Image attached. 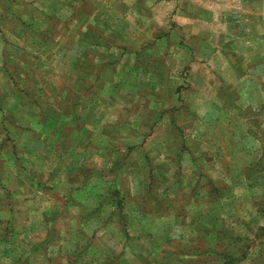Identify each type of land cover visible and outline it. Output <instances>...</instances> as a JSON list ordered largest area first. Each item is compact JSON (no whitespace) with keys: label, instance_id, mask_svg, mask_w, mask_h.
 I'll return each instance as SVG.
<instances>
[{"label":"rangeland","instance_id":"rangeland-1","mask_svg":"<svg viewBox=\"0 0 264 264\" xmlns=\"http://www.w3.org/2000/svg\"><path fill=\"white\" fill-rule=\"evenodd\" d=\"M213 1L208 18L209 0H0V106L35 108L60 133L59 145L76 151L40 165L31 172L38 185L28 181L13 198L16 181H4L0 200L17 203L20 222L0 225V264H264L262 116L237 102L238 84L224 77L228 60L234 69L247 56L235 52L236 42L264 39L251 35L264 32V17L256 31L255 19L240 25L220 17V0ZM255 2L264 15V0ZM251 82L245 76L242 91L257 89ZM20 113L4 118L13 124ZM3 151V160L17 155L7 142ZM59 164L67 171L56 172V192H65L67 179L80 187L91 173L120 212L95 211L98 228L91 220L67 227V258L57 239L29 258L27 240L46 235L42 213L53 208L40 193L54 182L45 173ZM5 212L2 222L11 220ZM129 213L143 220L129 233L144 237L124 235ZM30 217L35 225L24 234L21 221Z\"/></svg>","mask_w":264,"mask_h":264},{"label":"crops","instance_id":"crops-1","mask_svg":"<svg viewBox=\"0 0 264 264\" xmlns=\"http://www.w3.org/2000/svg\"><path fill=\"white\" fill-rule=\"evenodd\" d=\"M213 0H209V14L208 18H211L210 15H213L215 13V6H213ZM255 0H220L219 4L222 6V10L219 11L220 17H224L225 19L234 18L240 25H243V20L247 19H255L256 20V31L259 28V19L264 17L263 14L260 15L258 11V6H254ZM236 7H239L241 10H238ZM244 10V11H243ZM205 17H207V12L204 13ZM258 24V25H257ZM212 23L210 22L209 27L212 29ZM232 25L235 27L234 24H227L228 28H231ZM253 21L252 25L250 26L253 28ZM241 31V30H240ZM253 32V31H252ZM246 33V32H244ZM262 34H259V31L253 32L254 39L258 40L259 35H264V32H260ZM240 34H243L240 32ZM247 38H250L248 34H246ZM245 37L239 38L240 40H243ZM236 45L238 46L237 49H234L235 52L241 54L240 56L243 58L242 55H247L244 59V62L239 61L235 62V68L233 69V64L228 60L226 62V68L227 69V75H224V77L227 80V83L234 82L238 85L237 88L239 90V98L237 102H239L242 106L246 104L247 106L250 105L252 109H257L258 114L261 112L262 116V126H264V75L257 76L258 74H264V64H259V59L264 57V39L262 41L256 43L253 42L252 38V45L250 46H241L236 42ZM248 48H251V52L249 54H245V51H248ZM210 50V49H209ZM212 54V52H211ZM216 59L217 56H215ZM264 59V58H263ZM219 62L223 63V60H218ZM220 63V64H221ZM255 63V64H254ZM244 65V68L257 70L255 73L251 75H244V71L237 69L241 68ZM230 69V70H229ZM261 70V71H260ZM3 74L4 72L1 71ZM251 77L252 78V84L256 86L257 89H254L250 94H248L247 91H242L243 89V81L244 77ZM6 84H4V88L9 86V81L5 80ZM13 89V88H12ZM18 96L15 97L14 101L16 100ZM12 99V98H11ZM13 100V99H12ZM18 103V101H17ZM245 103V104H244ZM15 105V102H14ZM24 108V107H22ZM20 108V106H16L15 108H10L9 111H6L7 108H3L0 106V161H1V170H0V191L1 186L4 185V181H7L9 185H11L9 182H11L13 179L16 181L17 187H10L9 190L11 191L8 194V196H13L22 194L26 191V186L28 185L30 187V184H28V181L33 182V186L38 185L40 176H32L31 172L36 171L37 169H41L40 165H46L54 166L55 162L59 161V156L62 154V160L68 155L72 156V152H76L74 150V146L71 144H67L66 146H60L59 145V139H60V133L57 135L54 134V128L52 126H49L48 124H45L42 120V113L37 112L35 108H33L31 114H27L24 112V110ZM227 108V107H226ZM20 111V115L18 116V122H15L13 124L9 123L7 119L4 118V115L6 112L10 111ZM34 115V116H33ZM242 118V117H241ZM244 121V119H242ZM65 125H63L64 127ZM68 128V127H67ZM13 135L12 138L10 135ZM72 134H70L71 136ZM3 136V139L1 138ZM251 140V143H257V139H254L252 137L248 138ZM71 141L75 144L77 143V140L74 138H71ZM5 142L10 145V148L15 151H17V155L11 154L10 159L3 160L2 157H4V151L3 146L5 145ZM257 145V144H256ZM10 160V161H7ZM61 160V159H60ZM69 160V159H68ZM8 162L12 163L14 166V171H10L8 168ZM62 162V161H60ZM67 163V161H64ZM9 163V164H10ZM50 163V164H48ZM63 163V162H62ZM23 165L25 169L22 171V173L18 172V166ZM56 167V166H55ZM63 167V168H62ZM73 166L70 165V168ZM67 171V168L65 166H61L59 164L57 170H54L53 172L45 173L47 177H52L53 181L50 184L51 188H46L45 190H41V195L48 194L51 198L52 203V210H49L50 213L43 214V217L40 222L46 229V235L45 236H39L38 238H34L33 241L27 240V242L30 243V249L28 250L29 258L34 257L33 254L37 252H44L46 251L45 245L50 244L53 245V240H56L62 245V247L58 248V253L62 255V258H67V244H68V234H67V227L69 226H77V225H87L88 222L91 220L93 223H95L93 218L95 217L96 213L95 211H107L108 214L116 215L115 213H119L120 209L116 207L114 204H108L107 198L104 196L105 193L103 190H101L98 187V182L95 184L91 183L90 180L92 179L91 173L82 179V184L80 187L74 186V182L67 179V183L70 184L66 187V190L56 192V189L53 188V184L55 182V178L58 177V171ZM12 170V168H11ZM57 172V173H56ZM56 173V174H55ZM95 179L98 180V177L96 174ZM112 181V185H113ZM47 185V184H44ZM114 185L110 188L114 189ZM110 188H107V192ZM49 190V191H48ZM48 191V192H45ZM109 193V192H108ZM139 194V193H138ZM44 197V196H43ZM131 197V194H130ZM106 198V199H105ZM19 201V200H17ZM132 201V200H131ZM20 202V201H19ZM131 202L127 199L125 202L121 204L122 213H124L123 208L127 209L129 208V204ZM25 204V203H24ZM17 203L13 205L5 203L3 200H0V217H4L3 214H5L7 211V216H10L9 219L11 220H5L0 221L1 226H11L16 227L19 225V208L17 207ZM109 208V209H108ZM7 209V210H5ZM46 209V208H45ZM111 209V210H110ZM131 209V208H130ZM141 209V208H140ZM142 211V210H140ZM140 214V212H138ZM136 213H134L135 215ZM131 214L129 213V218L125 220V225L123 226V233L128 238V241H132L134 239L144 237L143 234L138 235H131L129 233L130 227L138 223L140 226L143 224V220L141 217V214L138 216V219H131ZM97 216V215H96ZM119 216V214H117ZM13 217V218H12ZM99 219V218H98ZM122 220V219H121ZM9 221V222H8ZM56 223L58 224V230L55 229ZM22 226H24L22 229L24 234L28 233V229L35 225V222L31 221V217L29 219H24L21 221ZM103 223H95V227L98 228ZM14 227V228H15ZM50 232L57 233L54 236L50 235ZM47 236V238H46ZM86 238V236H84ZM93 238H86V242H90ZM62 249V251H61ZM36 250V251H35ZM75 258L81 254H74ZM95 257V256H94Z\"/></svg>","mask_w":264,"mask_h":264},{"label":"trees","instance_id":"trees-1","mask_svg":"<svg viewBox=\"0 0 264 264\" xmlns=\"http://www.w3.org/2000/svg\"><path fill=\"white\" fill-rule=\"evenodd\" d=\"M262 213H263V215H264V206H263V208H262ZM259 231L261 232V233H263L264 234V225H262V226H260L259 227ZM230 259V258H229Z\"/></svg>","mask_w":264,"mask_h":264}]
</instances>
